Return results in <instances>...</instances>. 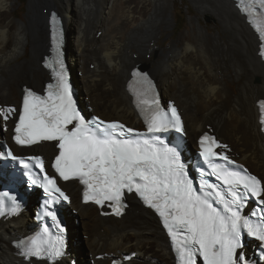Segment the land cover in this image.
I'll return each mask as SVG.
<instances>
[{"label":"bare ground","instance_id":"bare-ground-1","mask_svg":"<svg viewBox=\"0 0 264 264\" xmlns=\"http://www.w3.org/2000/svg\"><path fill=\"white\" fill-rule=\"evenodd\" d=\"M188 1L196 12L188 21L190 32L164 47L163 35H171L176 26L175 0H29L21 20L14 16L18 0H0V103L18 107L24 82L41 89L49 80L40 62L49 47L48 19L55 7L65 21L71 79L81 104L107 119L136 125L127 81L146 54L155 56L152 76L178 106L189 144L195 149L196 138L209 129L264 180L256 105L264 97V64L257 55V37L230 0ZM206 19L216 31L202 23ZM12 127V120L0 119V138L4 134L9 140ZM36 148L46 158L55 153L53 144ZM68 186L66 222L77 244L70 243L66 264H110L127 251L136 255L125 264H174L159 222L134 196L128 198L126 213L115 219L93 205L82 206L76 182ZM31 213L26 207L0 217V264H30L14 241L36 229Z\"/></svg>","mask_w":264,"mask_h":264},{"label":"snow or ice","instance_id":"snow-or-ice-1","mask_svg":"<svg viewBox=\"0 0 264 264\" xmlns=\"http://www.w3.org/2000/svg\"><path fill=\"white\" fill-rule=\"evenodd\" d=\"M255 2L264 10V0ZM245 11L255 13L251 5ZM256 27L261 32V39H264V29L259 23ZM57 52L56 63L60 68L56 72V83L48 85L47 96L29 90L24 99L23 114L15 128L17 144L59 141L61 152L56 159V171L64 180L79 178L87 186L84 193L86 203L92 201L103 205L105 200H114L116 213L121 214V207L126 206L121 204L124 190L138 193L148 207L155 209L162 218L172 240L177 264H197V256L202 257L203 264H239L244 259L243 255L237 258L236 254L237 249L242 247L241 226L250 235L264 241V225L253 224L247 218L242 221L240 212L234 207L241 202L237 185H242L258 199L264 195V186L254 176L226 169L222 171L213 163L214 158L233 163L228 156L214 151L220 147L215 138L207 135L202 138L201 155L211 168V174L227 186L231 200L226 199L224 192L208 180L203 181V187L212 191L198 193L180 162L179 154L167 146H157L159 137L134 139L133 136L142 137L144 134L135 133L120 123H106L99 119L91 125L86 122L73 99L63 60L59 58V44ZM142 103L152 106L147 100ZM152 103L158 104L159 101ZM15 111V108L0 110L5 119ZM146 120L149 133H159L168 128L183 132L175 107L171 108V119L167 113L157 110L147 115ZM70 125L74 126L69 128ZM8 155L12 156V152L9 151ZM35 159L43 171V161ZM20 163L25 168L29 167L24 160ZM44 180L47 182L46 190L68 199L54 178L45 174ZM213 194L214 201L223 205V213L230 215L213 206L208 199ZM260 203L264 204V200ZM52 218L56 219L54 215ZM261 219L264 220V216ZM60 230L64 231L63 228ZM44 231L47 233L48 229ZM57 241L63 243L59 237ZM31 245L26 249L27 254L40 256L42 248L38 242L33 240ZM51 254L60 256L62 252L53 245Z\"/></svg>","mask_w":264,"mask_h":264},{"label":"rangeland","instance_id":"rangeland-1","mask_svg":"<svg viewBox=\"0 0 264 264\" xmlns=\"http://www.w3.org/2000/svg\"><path fill=\"white\" fill-rule=\"evenodd\" d=\"M28 2H29V0H18V2H17V4H16V9H15V17L16 18H18L19 20H21V19H23L24 18V16L26 15V11H27V5H28ZM186 3H189V1L188 0H175V7H174V20H175V22H176V26H175V29H174V31H172V34L171 35H168V34H164L163 35V37H162V39H161V44H162V46H164V47H168V45H167V43L169 42V41H172V40H178L180 37H181V35H184L185 33L186 34H188L189 32H190V26L188 25V21H189V18H193L194 17V15L196 14V12H195V9H194V7H193V5H191L190 3H189V7L187 6V4ZM19 6H21V8H18ZM190 8V9H189ZM52 9H54L58 14H59V16H61L62 17V15L60 14V12L55 8V7H52L51 8V10ZM193 13H195V14H193ZM63 18V17H62ZM207 21V22H206ZM206 21H202V23H204V25H206V23L208 24V29L211 31V32H214V31H216V29H215V25H214V23L210 20V19H206ZM155 49H157V45H155V47H154ZM147 57V58H146ZM24 58H26V56L24 55L23 57H21V58H19V59H17L15 62H20L21 60H23ZM133 58H136V55H133ZM151 58V59H150ZM156 58L157 57H155V56H152V55H150V54H146L145 55V61H143V60H141V61H139L140 63H137V64H139L140 66H144V65H146V66H148L149 67V70H150V72H152L153 74H155L154 73V64L156 63ZM149 60H151V61H149ZM14 62V63H15ZM11 64H13V63H11ZM77 71V70H76ZM24 85H27L28 87H31V88H34L31 84H29V83H27V82H24L23 83ZM34 89H36V88H34ZM232 89L233 90H236L237 89V85L235 84L234 86H232ZM263 93V92H262ZM162 95H163V93H162ZM163 97L165 98V99H168V100H171L170 98H168V96H165V95H163ZM261 99H264V97L263 98H261ZM171 101H173V100H171ZM1 104V103H0ZM86 105V104H85ZM88 106V105H87ZM92 113H93V110H92ZM97 115H100V114H98V113H96ZM101 116V115H100ZM102 117V116H101ZM103 118H105V117H103ZM112 119H119V120H121L120 118H117V117H114V118H112ZM121 121H123V120H121ZM212 122L211 120H208V121H206V122ZM124 122V121H123ZM213 123V122H212ZM214 124V123H213ZM204 131H208V132H211L212 134H216L215 132H213V131H211V130H209V129H206V130H204ZM216 136L218 137V135L216 134ZM2 137H6L5 135H2ZM218 138H220L221 139V137H218ZM188 139V138H187ZM197 139V138H196ZM195 143H196V140H195ZM229 144V143H228ZM188 145L190 146H192V144H189V139H188ZM230 147V146H229ZM192 148L194 149V147L192 146ZM231 148V147H230ZM232 155H234V157H236L237 158V154H235V153H233V151H232V153H231ZM32 197L33 196H29V199L31 198V200H33L32 199ZM29 209H32L31 207H29ZM147 217V216H146ZM143 218V217H142ZM143 220H145V218H143ZM75 223V226H78L79 225V220H77L76 222H74ZM71 233H72V231H71ZM84 239V238H83ZM70 243L72 244V246H76V244H77V242H76V240L75 239H71L70 240ZM85 249V248H84ZM87 250V249H86ZM131 253H134V252H125V253H123V254H121V255H118L120 258L124 255V254H131ZM107 256H109V254L108 253H105ZM149 255V254H148ZM118 256H115V257H118ZM110 258H112V257H110ZM138 258H140L139 256L136 258V259H138ZM91 264H95V263H91Z\"/></svg>","mask_w":264,"mask_h":264},{"label":"water","instance_id":"water-1","mask_svg":"<svg viewBox=\"0 0 264 264\" xmlns=\"http://www.w3.org/2000/svg\"><path fill=\"white\" fill-rule=\"evenodd\" d=\"M48 36H49V33H48ZM45 55H47V50L42 54V56H41V61L43 60V58L45 57ZM40 63H41V62H40ZM138 68H139V70H141V71L148 72V73L152 76V73L150 72L148 66L144 65V66H139ZM152 77H153V76H152ZM166 100H167V99H165V101H166ZM28 235H29V234H28Z\"/></svg>","mask_w":264,"mask_h":264}]
</instances>
